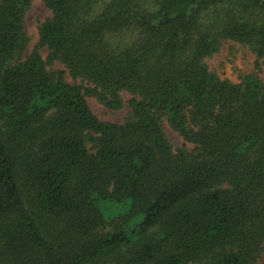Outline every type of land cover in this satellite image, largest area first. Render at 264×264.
I'll return each instance as SVG.
<instances>
[{
    "label": "trees",
    "instance_id": "1",
    "mask_svg": "<svg viewBox=\"0 0 264 264\" xmlns=\"http://www.w3.org/2000/svg\"><path fill=\"white\" fill-rule=\"evenodd\" d=\"M42 1L24 58L33 0H0V264H258L264 0ZM228 42L239 83L208 64ZM123 94V125L87 101Z\"/></svg>",
    "mask_w": 264,
    "mask_h": 264
},
{
    "label": "rangeland",
    "instance_id": "2",
    "mask_svg": "<svg viewBox=\"0 0 264 264\" xmlns=\"http://www.w3.org/2000/svg\"><path fill=\"white\" fill-rule=\"evenodd\" d=\"M52 13L42 0H33L30 8L25 15V28L28 34L29 43L24 54V58L29 57L39 43V31L41 25L49 18ZM42 57L45 59L48 51L45 48L40 49ZM255 56L245 47L233 42L226 43L221 52L208 60L210 69L216 72L221 78L239 83L247 75L255 73ZM264 81V62L260 74ZM125 102L121 110H111L98 102L94 97H87V101L95 115L104 122L123 125L130 118L131 110L128 104L130 96L123 94ZM166 133L175 150L186 147L189 151L193 146L187 144L185 140L166 125ZM258 264H264V255Z\"/></svg>",
    "mask_w": 264,
    "mask_h": 264
}]
</instances>
